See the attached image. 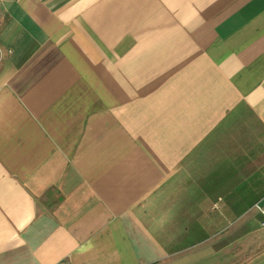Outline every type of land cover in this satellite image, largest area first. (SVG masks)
I'll return each mask as SVG.
<instances>
[{"label": "crops", "instance_id": "obj_1", "mask_svg": "<svg viewBox=\"0 0 264 264\" xmlns=\"http://www.w3.org/2000/svg\"><path fill=\"white\" fill-rule=\"evenodd\" d=\"M264 0H3L0 264H264Z\"/></svg>", "mask_w": 264, "mask_h": 264}, {"label": "built area", "instance_id": "obj_2", "mask_svg": "<svg viewBox=\"0 0 264 264\" xmlns=\"http://www.w3.org/2000/svg\"><path fill=\"white\" fill-rule=\"evenodd\" d=\"M3 3V0H0V7ZM255 208L258 211V213L261 215V225L264 226V205L261 204V202H258L255 204Z\"/></svg>", "mask_w": 264, "mask_h": 264}]
</instances>
